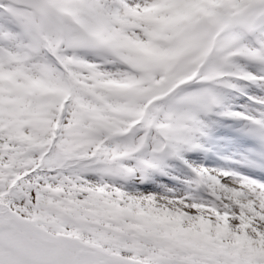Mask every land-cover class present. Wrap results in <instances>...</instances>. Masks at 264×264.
I'll return each instance as SVG.
<instances>
[{
	"label": "snow or ice",
	"instance_id": "1",
	"mask_svg": "<svg viewBox=\"0 0 264 264\" xmlns=\"http://www.w3.org/2000/svg\"><path fill=\"white\" fill-rule=\"evenodd\" d=\"M0 264H264V0H0Z\"/></svg>",
	"mask_w": 264,
	"mask_h": 264
},
{
	"label": "rangeland",
	"instance_id": "2",
	"mask_svg": "<svg viewBox=\"0 0 264 264\" xmlns=\"http://www.w3.org/2000/svg\"><path fill=\"white\" fill-rule=\"evenodd\" d=\"M255 90L256 89L250 90L249 95L256 94ZM229 103L234 104V105H243V104L249 103V101H247L246 97L240 96L238 93H234V94L230 95ZM212 120L215 121V123H214V125H213V127H212V129L210 131V136H209V138L204 139L202 142L204 143V145H205V147L207 149H208L207 146H209V145L210 146H214L216 154L218 153V149H220V148H223V149L228 148L227 145H225L223 142H220L221 138H223L221 136V131L218 132V130L220 128L225 127L231 134L235 135L236 137H238V138L241 137V139L245 138L241 134V132L239 131L240 129H242L244 127V122L243 121H236V120H232V119H228V118H224V117H218V116H213ZM217 135L219 136L220 139L218 138ZM232 137H234V136H232ZM211 151L212 150H210V152ZM198 153H201L199 155L200 158L204 157V155H202L203 151L198 152ZM227 155L228 154L222 153L221 155H219V158H221V159H224L225 157L229 158ZM195 156H198V155L192 153V154L189 155L188 158L190 160L194 161L193 158ZM209 157H211V156H209ZM213 158L215 159V157H213ZM229 160L230 161L233 160L234 162L238 161V160L232 159V158H229ZM174 163H176V168H175V170L173 171L172 174L177 175V176L184 175L185 174L184 168L178 162H174ZM197 164H205V165H207L209 167L233 168V169H235L237 167V166H232V167L231 166H226V165L221 164V163H220V165H222V166H220L219 164H213V163H207V162H205V163H201V162L199 163L198 162ZM249 172L250 171H248L247 173H249ZM244 173H246V172H244ZM157 179L160 182L168 183L170 185L174 183L173 181L169 180L167 177H158Z\"/></svg>",
	"mask_w": 264,
	"mask_h": 264
},
{
	"label": "bare ground",
	"instance_id": "3",
	"mask_svg": "<svg viewBox=\"0 0 264 264\" xmlns=\"http://www.w3.org/2000/svg\"><path fill=\"white\" fill-rule=\"evenodd\" d=\"M221 131V136L223 138H221L220 142H223L225 145L228 146V148H220L218 149V153L216 154V152H210L207 151V152H203L202 155H204V157L200 158V154L201 153H194L198 156H195L193 159L196 163H213V164H224L226 166H237L235 169L239 170V171H242V172H246L245 174H248L247 172L250 171V169H247V168H244V167H241V164H238V163H234L233 160L231 161H228L229 158H232V159H236L238 160L239 162L243 163L244 162V158L246 156H248L250 153H249V147H250V144L249 142L247 141L246 138H243L241 139L236 137L235 135L231 134L225 127H222L218 130V132ZM218 136V135H217ZM234 136V137H232ZM232 137V138H231ZM219 138V136H218ZM220 139V138H219ZM220 153V154H219ZM222 153H225V154H228L227 156L229 158H224L222 160H218V158L216 157V155H221ZM211 156V157H209ZM215 157V159L213 158ZM222 166V165H220Z\"/></svg>",
	"mask_w": 264,
	"mask_h": 264
}]
</instances>
